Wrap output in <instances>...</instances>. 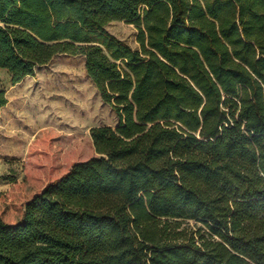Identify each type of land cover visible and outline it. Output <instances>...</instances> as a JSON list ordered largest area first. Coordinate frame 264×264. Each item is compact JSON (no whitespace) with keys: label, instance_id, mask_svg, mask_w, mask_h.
<instances>
[{"label":"trees","instance_id":"trees-1","mask_svg":"<svg viewBox=\"0 0 264 264\" xmlns=\"http://www.w3.org/2000/svg\"><path fill=\"white\" fill-rule=\"evenodd\" d=\"M59 54L85 57L118 124L0 200V264H264V0H0L14 83ZM68 138L45 128L29 157Z\"/></svg>","mask_w":264,"mask_h":264},{"label":"rangeland","instance_id":"rangeland-1","mask_svg":"<svg viewBox=\"0 0 264 264\" xmlns=\"http://www.w3.org/2000/svg\"><path fill=\"white\" fill-rule=\"evenodd\" d=\"M107 29L131 47H139L135 23L111 21ZM0 89L8 96L0 112V200L15 206L23 201L20 194L26 176L36 173L41 186L56 179L76 161L97 155L90 135L93 126L118 124L115 110L88 75L82 55H56L17 83L0 67ZM45 128L69 136L63 151L47 149L29 157L30 146ZM189 223L196 225L194 220Z\"/></svg>","mask_w":264,"mask_h":264}]
</instances>
